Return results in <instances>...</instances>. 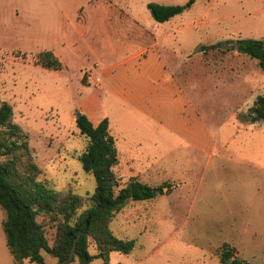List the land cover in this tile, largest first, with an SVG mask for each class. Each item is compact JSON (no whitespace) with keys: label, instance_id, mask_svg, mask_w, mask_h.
<instances>
[{"label":"rangeland","instance_id":"obj_1","mask_svg":"<svg viewBox=\"0 0 264 264\" xmlns=\"http://www.w3.org/2000/svg\"><path fill=\"white\" fill-rule=\"evenodd\" d=\"M187 1L0 0V100L28 137L39 180L56 192L93 193L94 178L78 160L87 146L74 124L79 112L94 125L109 120L118 154L116 189L133 179L166 186L153 200L128 201L112 219L114 235L135 245L127 255L110 253L108 264H220L224 244L234 257L264 264V122L245 118L264 96V71L232 50L237 39L264 42V0H196L165 23L147 9L149 3ZM160 27H172L159 51L168 63L179 60V93L193 108L179 107L172 121L168 112L165 124L148 117L156 118L154 100L138 113L97 88L102 77L94 67L117 62L146 39L144 30L158 33ZM44 51L67 68L35 66V54ZM4 220L0 209V264H15ZM38 222L51 244L53 224L42 217ZM89 251L95 252L93 245ZM42 256L45 264H57Z\"/></svg>","mask_w":264,"mask_h":264},{"label":"trees","instance_id":"obj_2","mask_svg":"<svg viewBox=\"0 0 264 264\" xmlns=\"http://www.w3.org/2000/svg\"><path fill=\"white\" fill-rule=\"evenodd\" d=\"M147 4L155 22L165 23L193 6ZM231 44V43H230ZM238 54L246 55L264 71V42L237 39L232 43ZM221 43L209 48H220ZM33 64L46 70L61 71L65 66L51 52L35 54ZM11 107L0 100V209L5 213L2 230L6 246L15 264H45L42 253L51 255L57 264H89L95 259L108 264L112 252L124 255L134 248L135 241L121 239L110 230L109 224L128 201H149L164 194L165 185L149 186L135 179L116 189L119 180L113 172L118 154L109 120L103 118L94 125L85 114L75 113L74 124L87 140L78 160L82 169L93 176L95 187L87 198L71 192H56L39 180L40 170L34 163L28 137L11 122ZM248 122H264V96L256 97L245 117ZM54 226L51 244L38 218ZM93 245L94 253L89 247ZM220 264H248L233 255L224 244L218 254Z\"/></svg>","mask_w":264,"mask_h":264},{"label":"crops","instance_id":"obj_3","mask_svg":"<svg viewBox=\"0 0 264 264\" xmlns=\"http://www.w3.org/2000/svg\"><path fill=\"white\" fill-rule=\"evenodd\" d=\"M162 28L160 27L158 33L152 29L144 30L141 38L146 37V39L117 62L109 66H100L96 62L94 64L97 70L95 75L102 77L101 86L96 82V87L103 88L104 92L120 98L122 103L134 108L136 112H140L146 101L149 100L152 105L154 100L153 115L155 114L156 118L148 117L152 120L155 119L156 124L168 123V112L172 121L173 112L177 113L179 107L182 109L186 106L190 107L185 103L187 102L186 98L181 97L179 93V85L175 76L179 60L173 56L174 58L171 57L172 60L168 63L159 51L162 40L174 34L171 30L172 27H166L163 30ZM91 77L92 74H90ZM160 127L162 126L160 125Z\"/></svg>","mask_w":264,"mask_h":264}]
</instances>
